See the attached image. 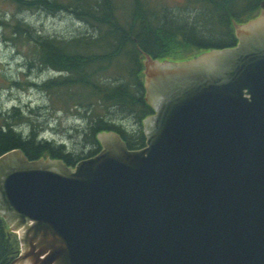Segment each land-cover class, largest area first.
<instances>
[{"label": "water", "instance_id": "95a60500", "mask_svg": "<svg viewBox=\"0 0 264 264\" xmlns=\"http://www.w3.org/2000/svg\"><path fill=\"white\" fill-rule=\"evenodd\" d=\"M234 29L190 60L145 55L144 147L109 131L74 167L0 156L9 264H264V10Z\"/></svg>", "mask_w": 264, "mask_h": 264}, {"label": "trees", "instance_id": "16d2710c", "mask_svg": "<svg viewBox=\"0 0 264 264\" xmlns=\"http://www.w3.org/2000/svg\"><path fill=\"white\" fill-rule=\"evenodd\" d=\"M26 9H41L51 14L69 12L78 21L85 22L94 34L79 35L69 40L43 37L28 24L12 17L1 25L10 27L8 39L16 44L28 45V64L39 71L52 69L60 75L48 78L39 86L67 109L89 114L88 127L82 130L83 141L95 150L96 133L116 131L130 149L144 142L142 134L133 139L112 125V120L100 116L101 110L115 109L120 115L139 120L152 114L144 102L141 54L151 58L177 60L192 51L222 49L233 46L236 38L232 22H244L258 14L264 0H188L191 7H199L196 18L183 17L165 10L164 14L146 10L145 0H133L130 18L119 22L113 16L111 0H10ZM125 12V11H124ZM162 15V16H160ZM19 44V45H20ZM180 56L176 58L175 50ZM181 51H187L184 55ZM39 75L36 79H41ZM27 120L17 108L6 116H0V155L19 149L26 158L38 159L49 155L73 165L78 159L64 152L63 145L55 146L46 140H36L37 125L31 123L29 132L17 131L15 125ZM0 219V264H7L17 254V241H8Z\"/></svg>", "mask_w": 264, "mask_h": 264}, {"label": "rangeland", "instance_id": "374dc122", "mask_svg": "<svg viewBox=\"0 0 264 264\" xmlns=\"http://www.w3.org/2000/svg\"><path fill=\"white\" fill-rule=\"evenodd\" d=\"M61 3H68L71 0H58ZM81 1V0H80ZM113 6V16L119 22H125L130 18V10L134 8L133 0H111ZM142 15L146 10L155 11L156 14H164L169 10L173 14L183 17L196 18L200 11L199 7H191L188 0H145ZM125 11V12H124ZM160 15V16H162ZM12 17L28 23L36 32L43 37L69 40L79 35L94 34L93 30L84 21H78L69 12L51 14L41 9H26L20 7L10 0H0V21L8 22ZM0 24V116L10 113L13 105H18L20 114L27 117L28 128L31 123L42 128L45 132L43 136L53 139V142H63L64 147L74 155H83L93 149L90 143L83 141L82 130L86 128V119L73 118V111L64 110L59 104L52 102L51 96L42 93L27 85V77L24 72L27 63L26 59L31 55L28 52V45H20L8 39L10 27ZM35 70V71H34ZM44 73L43 75L45 76ZM51 76L52 72L49 73ZM41 75V71L33 69L31 77ZM47 78L46 76L44 79ZM14 80L19 85H13ZM41 82L40 79H36ZM100 116L106 119H114L131 123L129 115L118 114L115 110H101ZM26 122V121H24ZM27 128V125H24ZM75 128V129H74ZM128 128V127H127ZM67 130L66 133L63 131ZM78 129V130H76ZM63 132V134H61ZM77 132V133H76ZM14 235V234H13ZM16 235V234H15ZM14 235V236H15ZM12 236L14 240L15 237Z\"/></svg>", "mask_w": 264, "mask_h": 264}, {"label": "flooded vegetation", "instance_id": "af4514ba", "mask_svg": "<svg viewBox=\"0 0 264 264\" xmlns=\"http://www.w3.org/2000/svg\"><path fill=\"white\" fill-rule=\"evenodd\" d=\"M133 117H134V116H133ZM133 117H132V119H133V122H134L135 124H141L142 119H140V120H136L137 117H135V118H133Z\"/></svg>", "mask_w": 264, "mask_h": 264}]
</instances>
